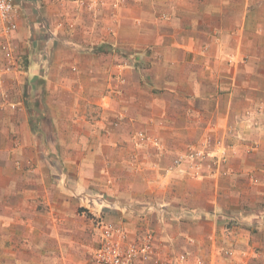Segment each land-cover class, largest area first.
<instances>
[{"label": "crops", "instance_id": "1", "mask_svg": "<svg viewBox=\"0 0 264 264\" xmlns=\"http://www.w3.org/2000/svg\"><path fill=\"white\" fill-rule=\"evenodd\" d=\"M74 1L84 4L83 0ZM185 1L144 0L137 12H133L134 8L126 0V6L119 12L121 22L138 19L144 24L137 34L128 36L127 41L136 48V57L144 60L146 68L143 74L134 72L136 79L128 76L119 99L106 97L104 100V105L111 110L119 107L124 117L122 129L117 131L119 138L147 130L170 148H177L207 132L222 136L228 127L249 133L262 130L260 127L247 130L244 125L246 119L251 121L264 115L255 111L260 101L251 94L256 89L252 86L254 82L239 79L244 72L264 74V67L258 69L254 61L258 56L243 49L240 27L237 34L232 32L236 35L233 38L236 44L231 48L225 43L222 28L211 26L205 16L187 18L185 11L189 5ZM16 3L18 34L30 41L36 35L27 33L32 19L30 7L40 12L50 28L56 20L54 11L63 12L60 5L69 4L67 0H16ZM164 9L173 14L171 21L153 20L157 11ZM55 39L56 35L52 37ZM57 54L64 59L73 54L76 60L72 59V63H80L87 55L77 48ZM66 65L44 61L39 66L31 64L15 86L5 88L10 91V105L17 108L0 110V264H52L42 251H48L46 247L53 241L60 244L62 250L74 253L79 241H71L69 248L62 246V241L69 240L64 236L76 226L73 220L65 222L66 216L76 215L73 202L96 194L104 195L110 202L124 204L115 209L105 206V209L111 213L109 218L125 220L128 227L135 222L132 204L144 206L148 201L167 198L163 205L168 209L167 220L164 222L162 218L155 224V247L177 251L195 247L204 264H264V211L257 207L249 214L220 211L223 186L221 189L217 186L216 198L211 202L206 196L197 202L193 200L192 180L176 176L172 180L175 193L171 191L172 195L161 196V181L155 180L154 175L147 178V170L158 171L160 166H145L143 153H140V162L132 166L127 158L130 147L120 166H105V171L108 169L111 174L109 178L99 175L103 166H88L87 157L78 159V163L76 159L64 161V154H74L75 158L80 154L92 155L101 145L97 141V130L87 120L83 95L76 101L65 98L64 90L74 79L67 78V73L71 72ZM79 65H82L80 72L88 74L84 82L97 79L96 65ZM95 83L89 85L95 86ZM242 87L243 93H240ZM247 113L252 116L249 118ZM32 119L48 121L46 125L50 126L45 125V131L36 136ZM13 136L22 139L20 146H11L9 138ZM25 146L28 151L24 150ZM103 148L104 154L111 157L115 156L113 152L124 155L125 151L119 144L114 146L112 140ZM53 157L62 158L63 163H57L58 177L51 174L57 166L52 163ZM115 171H120L121 175ZM205 187L201 192L206 195L210 190ZM38 202L46 205L44 211L38 210ZM142 208L143 215H150L151 212L145 213L150 207ZM231 220L237 223L229 229L225 223ZM193 239L195 245L189 243ZM33 251L42 252L37 263ZM74 260L71 263L78 264ZM61 262H67L64 256L56 263Z\"/></svg>", "mask_w": 264, "mask_h": 264}, {"label": "rangeland", "instance_id": "2", "mask_svg": "<svg viewBox=\"0 0 264 264\" xmlns=\"http://www.w3.org/2000/svg\"><path fill=\"white\" fill-rule=\"evenodd\" d=\"M83 1L84 4L81 2L77 4L74 0H67L69 4H61L59 9L63 12L58 9L54 11L56 20L51 23L52 27L50 28L47 26L46 19L40 16V12L34 7H30L28 11L32 19L31 24L27 25L29 28L27 33L30 36L36 34L33 41L21 37L20 33L18 34L19 26L15 31L6 32L5 25L0 21V94L3 97L0 110L17 108L10 105V91L5 88L6 85L13 84L15 86L22 74L28 71L31 64L34 65L35 63L39 66L43 61L46 64L66 63L68 70L71 72L67 73V78L70 79L69 76H71L74 79H72L73 84H70L64 90L65 98L67 101H76L81 94L83 95L88 109L87 120L97 130V141L101 145H98L100 148H97V151L92 155L80 154L79 157L77 156L78 158H75L74 154H64L65 162H73L75 159L87 157L86 163L88 166H103L104 168L99 175H102L103 178H109L111 174L108 169L105 171V166H120L122 157L126 156L128 147H130V155L127 158L132 166H136L138 160L140 162V153L144 154L145 166H160L158 171L147 170L149 173L147 178H152V175H154L155 180L161 181V196L175 193L176 189L172 185V180L177 176L192 180L194 201L199 202L206 196L209 197L211 202L216 198L217 186H219V189L223 186L224 195L221 198L220 211H225L227 214H235L238 211L249 214L257 207L259 211L263 212L264 116L251 121H248V119L244 121L247 130L255 127L259 129L260 127L262 128L260 131L251 130L249 133V131L244 132L234 126L228 127L222 136L207 132L194 138V140L180 144L177 148H170L161 141L160 137L147 130L138 131L128 138H119V132L117 131L122 129L125 121L124 117L119 112V107L111 110L104 105V100L106 97L119 99L123 90L122 86H125L128 76L131 79H136L134 72H138L139 75L144 73L146 69L144 60L139 61L137 59L136 48L132 47L130 42L127 41L128 36L137 34V31L141 30L144 24L139 22L138 19H127L125 22H121L119 12L125 5L126 0H91L90 3H87V0ZM143 3L144 0H129V4L134 8L132 9L133 12H137L138 6ZM185 4L189 5V9L185 11L187 18L199 19L205 16V19L211 22V26L222 28L221 33L225 35V43L231 48L236 44V41L233 40L236 35L233 36L232 32L237 34V29L240 27V34L244 38L243 49L246 48L247 52L251 50V53L254 52L258 56V60H254L258 69L264 67V0H186ZM160 10L157 11L153 20L159 22L171 21L170 17L173 14L166 9ZM208 15L209 17H206ZM149 21H151L150 17ZM238 21L240 25H238ZM228 32L231 34L227 35ZM55 35L56 39L52 40ZM71 48H77L80 53L87 54L83 56L84 60L80 63H78L79 61L77 63L73 61L72 63V59L76 60L73 54L68 55L65 58L66 60L57 54V52ZM7 52L11 55L7 56ZM79 64L96 65L98 68L97 79L84 82L83 79L88 78V74L80 72L79 67H82V65ZM239 79L241 82L244 80L254 82L252 86L256 89H253L251 94L260 101L255 111L264 115V74L244 72ZM90 83H95V86L89 85ZM243 88L240 89V93H243ZM95 100H97V103ZM99 102L102 103L99 104ZM247 116L250 118L252 114L247 113ZM46 123L48 121L31 120L36 136H40L45 131ZM48 125L50 126V124L46 126ZM206 138L210 139L212 144L217 147L218 154L223 155L225 161L216 164L209 161L203 166H191L188 162H185L183 166H176L177 160L183 158L191 147L201 144ZM9 140L11 146L17 147L20 146L22 139L13 136ZM111 140L114 146L119 144L124 148L126 151H124V155L122 152H113L115 156L112 155V157L104 154L103 146L105 143H111ZM24 150L28 151V146H25ZM99 150L102 152H99ZM52 159V163L55 165L63 163L61 157H53ZM112 159L113 163L111 162ZM152 161H155V163L153 164ZM78 162L79 160L76 161V163ZM57 167L58 164L51 170V174L55 177L60 176ZM115 172L117 175L120 174V171ZM116 178L118 177L116 176ZM205 186H208L210 190L206 195L201 192L206 188ZM84 199L81 198V200L73 202L76 215L74 217L72 215L66 216L65 221L70 222L73 220L76 226L71 227L72 232L65 234L64 237L69 240L62 241V246L68 247L72 244L71 241H79L76 244L75 251L73 253L72 251L62 250L60 244L54 241L51 242L52 244H48L49 246L46 247L49 250L42 252L46 254L52 264H57L56 262L61 261L63 256L67 260L65 264H72L73 258L77 260L78 264H107L109 251L106 248L110 244L107 231L110 229L125 231L127 234L126 241L119 238V234L115 232V237L122 244L125 242L127 244L151 242L153 253H148L146 259L138 257L136 264H204L199 252L195 251V247H193V250L182 251L155 247V224L161 222L162 218L164 222L167 220L168 214L166 212L168 209L163 206L167 203V198L164 201H148L144 206L132 204L133 221L135 222L129 227L125 225V220L121 222L119 219L109 218L111 213L105 209V206H111L115 209L124 204L110 202L102 194L90 195ZM37 206L38 210L41 211L46 208L44 203L38 202ZM142 207H150L149 211H145V213L151 212L150 215H143L144 209ZM234 223H237V221L231 220V222L225 224L230 229ZM189 243L195 245V240L193 239ZM78 248L81 249L80 252L76 250ZM42 252L33 251L34 256L38 258L36 263ZM68 254H70V257ZM182 255H187L190 258L189 261L185 263L179 261ZM61 264L63 263L61 262Z\"/></svg>", "mask_w": 264, "mask_h": 264}, {"label": "built area", "instance_id": "3", "mask_svg": "<svg viewBox=\"0 0 264 264\" xmlns=\"http://www.w3.org/2000/svg\"><path fill=\"white\" fill-rule=\"evenodd\" d=\"M18 16V6L16 0H0V21L5 25L6 32L15 31L18 27L16 18ZM11 54L7 52V56ZM212 161L215 164L225 161L224 156H220L217 152V147L212 144L210 139H205L201 144L191 147L189 152L177 160L176 166H183L188 162L191 166H203L205 163ZM119 238L126 241L127 234L124 230H108L107 236L110 238V244L107 246L109 259L107 264H136L138 257L146 259L148 253H153L151 242L141 244H127L123 243L115 237L116 233ZM190 258L187 255H182L179 261L182 263L188 262ZM163 264V263H162Z\"/></svg>", "mask_w": 264, "mask_h": 264}]
</instances>
